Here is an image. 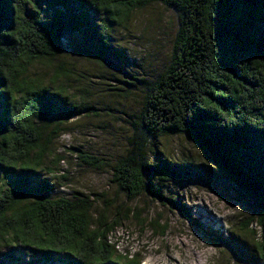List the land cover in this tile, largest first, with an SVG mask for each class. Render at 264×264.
I'll return each mask as SVG.
<instances>
[{"label": "trees", "instance_id": "obj_1", "mask_svg": "<svg viewBox=\"0 0 264 264\" xmlns=\"http://www.w3.org/2000/svg\"><path fill=\"white\" fill-rule=\"evenodd\" d=\"M152 2L177 14L178 63L148 88L129 149L111 167V182L128 201L145 194L183 210L155 185L177 179V170L167 159L148 160L143 146L151 137L189 138L255 203L261 255L245 257L264 264V32L257 31L264 26V0H0V176L18 171L10 188L0 187V264H139L123 260L110 242L120 222L109 221L108 204L98 207L81 193L54 197L48 181L38 178L31 186L25 179L43 167L61 125L80 110L67 101L63 83L54 82L57 91L50 92L26 70L61 55L67 32L89 27L92 14L121 24ZM96 42L100 50L105 46L98 34ZM176 68L183 70L169 74ZM62 70L55 69L65 77ZM53 96L62 98L56 114ZM76 151L86 166L106 165Z\"/></svg>", "mask_w": 264, "mask_h": 264}, {"label": "rangeland", "instance_id": "obj_2", "mask_svg": "<svg viewBox=\"0 0 264 264\" xmlns=\"http://www.w3.org/2000/svg\"><path fill=\"white\" fill-rule=\"evenodd\" d=\"M89 24L67 32L64 51L53 61L27 66L29 78L37 75L39 79L34 81L50 92L57 91L55 83H63L67 101L80 106L79 114L61 125L43 167L25 176L29 185L40 184L41 178L51 183L54 197L81 193L98 207L108 204L109 221L120 222L110 242L123 260L135 259L139 264H251L245 254L254 253L258 259L262 243L255 203L189 138L151 137L143 146L148 160L167 159L177 170V179L156 181L155 185L183 210H170L145 194L128 201L111 182V167L129 149L133 122L146 106L148 88L178 63L177 14L152 2L133 11L124 23L96 13L89 17ZM257 31L264 32V26ZM97 34L105 42L101 50L96 46ZM58 65L65 77L55 71ZM52 98L56 114L62 108V98ZM76 149L106 165L97 170L82 164ZM16 173L4 179L0 176V187L10 188ZM5 264L31 263L24 259Z\"/></svg>", "mask_w": 264, "mask_h": 264}, {"label": "flooded vegetation", "instance_id": "obj_3", "mask_svg": "<svg viewBox=\"0 0 264 264\" xmlns=\"http://www.w3.org/2000/svg\"><path fill=\"white\" fill-rule=\"evenodd\" d=\"M182 70H180L179 68H176L175 72H169V74H178V73L182 72Z\"/></svg>", "mask_w": 264, "mask_h": 264}]
</instances>
